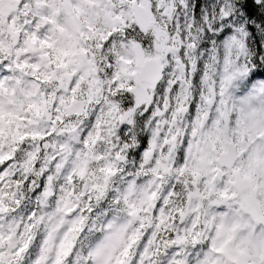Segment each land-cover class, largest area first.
Returning <instances> with one entry per match:
<instances>
[{
    "label": "snow or ice",
    "instance_id": "1",
    "mask_svg": "<svg viewBox=\"0 0 264 264\" xmlns=\"http://www.w3.org/2000/svg\"><path fill=\"white\" fill-rule=\"evenodd\" d=\"M0 264H264V0H0Z\"/></svg>",
    "mask_w": 264,
    "mask_h": 264
}]
</instances>
